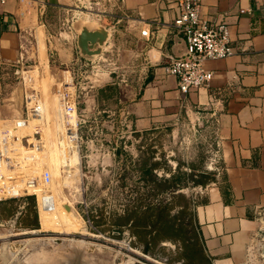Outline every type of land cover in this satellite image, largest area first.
Segmentation results:
<instances>
[{
    "label": "crops",
    "instance_id": "obj_1",
    "mask_svg": "<svg viewBox=\"0 0 264 264\" xmlns=\"http://www.w3.org/2000/svg\"><path fill=\"white\" fill-rule=\"evenodd\" d=\"M177 13L176 0L99 1L84 8L77 0H0V63H8L10 78L0 120H25L22 80L13 81L14 75L39 80L43 64L51 77L61 80H74L82 68L96 64L93 73L105 83L90 85L81 128L99 126L90 117L99 113V93L108 84L116 90L114 101L126 105L137 135L206 113L203 119L213 131L220 171L194 200L196 237L208 264H247L257 218L264 211V0H201L204 18L229 25L234 52L207 60L205 67L214 72L211 83L187 93L166 69L171 58L186 49L173 26ZM57 15L71 18L60 23ZM77 19L110 31L102 54H81L73 28ZM60 24H68V29L57 30ZM29 62L35 67H28ZM38 137L29 135L24 143L30 146ZM96 147L104 151L97 154L109 152L104 159L112 160L111 148L99 139Z\"/></svg>",
    "mask_w": 264,
    "mask_h": 264
},
{
    "label": "rangeland",
    "instance_id": "obj_2",
    "mask_svg": "<svg viewBox=\"0 0 264 264\" xmlns=\"http://www.w3.org/2000/svg\"><path fill=\"white\" fill-rule=\"evenodd\" d=\"M69 17L57 15L60 23ZM62 27L68 29V24L56 28L64 31ZM26 65L35 67L32 62ZM43 65L39 80L15 74L13 81L22 80L25 113L27 87H34L43 103L44 120L32 118L19 127V134L33 136L41 124L43 146L34 152L43 151L32 172L52 173L49 189L56 197L55 210H39L35 195L27 196L26 203L24 197H0V264H208L192 249L197 239L194 200L220 171L218 147L205 121L208 115L200 111V119L187 116L137 135L126 105L114 101L113 88L100 91L95 107L99 113L90 117L99 126L81 128L90 85L105 83L93 73L96 64L82 68L74 80L53 78ZM9 80L8 63H0V108L8 101ZM64 92L76 102L68 118L79 132L62 142ZM5 126L0 120V131ZM98 139L112 149V160L104 159L109 152L97 154H104L96 150ZM257 219L247 264H264V211Z\"/></svg>",
    "mask_w": 264,
    "mask_h": 264
},
{
    "label": "built area",
    "instance_id": "obj_3",
    "mask_svg": "<svg viewBox=\"0 0 264 264\" xmlns=\"http://www.w3.org/2000/svg\"><path fill=\"white\" fill-rule=\"evenodd\" d=\"M82 1L77 0L83 3L84 7H88L95 2L102 1L105 5L116 0H89V4ZM176 6L178 13L173 26L176 32L183 36L186 49L181 55L172 57L166 69L169 74L176 76L178 88L187 93L211 83L214 72L205 67L207 60L223 59L234 51L230 45L229 25L226 22L213 23L204 18L201 14V0H176ZM72 98L67 92L62 94V129L59 132L62 142L68 138H76L79 132L78 124L73 125L68 118L76 105ZM25 108L26 117L23 122L8 123V120H4L5 129L0 131V197L20 198L35 195L39 210L50 212L55 210L56 205V197L49 189L52 173L48 169H44L41 174L32 172L34 163L43 151L34 152L39 146H43L41 124L37 123L34 132L38 133L39 137L32 141L30 146L24 143V139L29 135L19 134V127L27 124L32 118L44 120L43 103L34 87L26 88ZM28 147L32 148L30 152L27 151ZM22 170H26V174L22 173Z\"/></svg>",
    "mask_w": 264,
    "mask_h": 264
},
{
    "label": "water",
    "instance_id": "obj_4",
    "mask_svg": "<svg viewBox=\"0 0 264 264\" xmlns=\"http://www.w3.org/2000/svg\"><path fill=\"white\" fill-rule=\"evenodd\" d=\"M77 31V44L84 56L100 55L110 37V31L103 25L77 19L73 22ZM68 208L69 205L66 204Z\"/></svg>",
    "mask_w": 264,
    "mask_h": 264
},
{
    "label": "trees",
    "instance_id": "obj_5",
    "mask_svg": "<svg viewBox=\"0 0 264 264\" xmlns=\"http://www.w3.org/2000/svg\"><path fill=\"white\" fill-rule=\"evenodd\" d=\"M112 89H113V86L112 85H108L106 87V89L104 88V89H102L100 91L103 92L105 90H112ZM192 245H193L192 249H193L194 254H196V255L198 254L199 257L202 256L205 259L204 254H203V250H202V246L199 243V241L196 239L195 242L192 243ZM205 261H206V259H205Z\"/></svg>",
    "mask_w": 264,
    "mask_h": 264
}]
</instances>
